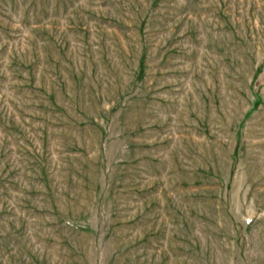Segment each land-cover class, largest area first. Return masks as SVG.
Listing matches in <instances>:
<instances>
[{
    "label": "rangeland",
    "instance_id": "obj_1",
    "mask_svg": "<svg viewBox=\"0 0 264 264\" xmlns=\"http://www.w3.org/2000/svg\"><path fill=\"white\" fill-rule=\"evenodd\" d=\"M0 264H264V0H0Z\"/></svg>",
    "mask_w": 264,
    "mask_h": 264
}]
</instances>
